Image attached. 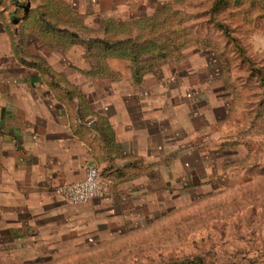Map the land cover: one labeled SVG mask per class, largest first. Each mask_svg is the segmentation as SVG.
Segmentation results:
<instances>
[{"label": "rangeland", "instance_id": "obj_1", "mask_svg": "<svg viewBox=\"0 0 264 264\" xmlns=\"http://www.w3.org/2000/svg\"><path fill=\"white\" fill-rule=\"evenodd\" d=\"M18 1L40 11L41 0H0L8 32L16 42L21 39L27 57L21 62L46 63L55 73L54 82L81 79L75 69L96 62L87 56V45L34 36L23 43V11L18 9L17 19L12 14ZM148 2L152 8L138 17L126 10V20L112 18L121 26L115 21L100 32L94 27L71 29L83 39L136 38L149 34V24L138 23L141 17L164 7L161 18L169 17L172 29L188 28L181 55L156 60L142 80L162 63L194 66L195 73H185L182 80L197 89L198 116L203 108L200 91L210 94L206 103L212 108L205 115L212 127L208 139L197 145L206 153L207 167L124 218L101 220L87 209L65 204L51 223L43 218L44 224L31 233L0 232V264H161L196 255L205 264H264V0H229L216 11L215 0ZM45 77L51 80L49 74Z\"/></svg>", "mask_w": 264, "mask_h": 264}, {"label": "crops", "instance_id": "obj_2", "mask_svg": "<svg viewBox=\"0 0 264 264\" xmlns=\"http://www.w3.org/2000/svg\"><path fill=\"white\" fill-rule=\"evenodd\" d=\"M65 1L98 32L107 20H126V10L138 17L152 8L150 0ZM7 25L0 12V232L31 233L65 204L101 220L124 218L207 167L197 145L212 127L210 94L200 91L198 116L197 89L182 80L194 66L162 63L136 82L129 63L108 58L103 67L78 66L81 79H70L78 94L60 98L43 69L21 62V39ZM89 165L109 181L107 195L68 203L56 187L83 179Z\"/></svg>", "mask_w": 264, "mask_h": 264}, {"label": "trees", "instance_id": "obj_3", "mask_svg": "<svg viewBox=\"0 0 264 264\" xmlns=\"http://www.w3.org/2000/svg\"><path fill=\"white\" fill-rule=\"evenodd\" d=\"M229 0H215L212 7L213 10L227 6ZM40 11L29 9L27 3L18 1L16 10L12 12L15 19L22 10L24 19L22 24V41L29 36L37 37L40 40L50 41H80L87 45V56L96 59V66L103 67L107 63V58H121L130 62L129 66L132 69V76L136 82L142 80L143 75L154 67L156 60H162L170 56L181 55L183 47L188 41L190 31L188 28L172 29L169 25V17L161 18V14L165 11L164 8L156 10L153 16H143L139 20V24H149V34L143 35L140 33L136 38L126 37L115 41L102 39L100 37H91L83 39L76 32L72 31V27H81L87 29L84 23V14L74 9L71 4L65 0H41L39 5ZM20 9V11L18 10ZM158 19H162L156 24ZM117 20H107L103 25L105 28H110ZM152 21V24L149 23ZM118 22V21H117ZM118 25H123L118 22ZM165 25V26H164ZM158 26V27H157ZM155 28L157 30H155ZM159 29H162L159 31ZM78 33V32H77ZM150 35V36H149ZM28 65L42 67L38 62H26ZM42 69L46 75L49 74L51 80H48L50 86L60 98L74 97L78 94V90L71 83L67 82L64 77L54 82L52 80L54 72L46 63ZM64 84V86L62 85ZM161 264H205V259L196 255L194 257H185L175 260H170Z\"/></svg>", "mask_w": 264, "mask_h": 264}, {"label": "built area", "instance_id": "obj_4", "mask_svg": "<svg viewBox=\"0 0 264 264\" xmlns=\"http://www.w3.org/2000/svg\"><path fill=\"white\" fill-rule=\"evenodd\" d=\"M56 191L68 203L78 205L106 196L109 191V181L102 176L97 166L89 165L86 167L83 179L61 184L56 187Z\"/></svg>", "mask_w": 264, "mask_h": 264}]
</instances>
